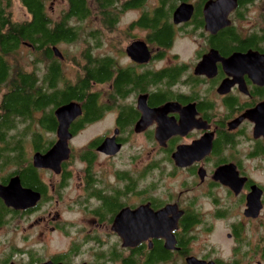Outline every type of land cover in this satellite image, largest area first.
<instances>
[{"label":"flooded vegetation","instance_id":"flooded-vegetation-1","mask_svg":"<svg viewBox=\"0 0 264 264\" xmlns=\"http://www.w3.org/2000/svg\"><path fill=\"white\" fill-rule=\"evenodd\" d=\"M130 1L99 11L95 51L81 52L83 77L94 68L99 81L52 105L50 129L35 113L31 131L53 146L55 111L80 108L59 171L35 167L33 156L46 152L30 143L18 148L24 161L1 157L0 186L17 179L38 200L13 207L0 197V264H264V0H236L217 31L205 28L209 0ZM19 2L22 16L13 18L27 20ZM57 59L58 80H71ZM39 87L54 94L76 86ZM94 127L98 134L76 147ZM108 138L117 155L96 151ZM135 211H161L163 237L136 245L124 237L143 224Z\"/></svg>","mask_w":264,"mask_h":264},{"label":"trees","instance_id":"trees-1","mask_svg":"<svg viewBox=\"0 0 264 264\" xmlns=\"http://www.w3.org/2000/svg\"><path fill=\"white\" fill-rule=\"evenodd\" d=\"M50 1L20 0L19 3L29 18L16 21L13 18L12 0H7L6 3L0 0V87L8 86L7 93L0 103V161L2 157L3 162L24 161L26 155L18 149L21 144L26 146L30 143L41 153L50 149L53 144L51 140L31 131L35 113L42 111L43 116L39 124L42 128L50 129L51 106L57 105L59 101L66 102L81 97L83 86H91L89 82L101 78V74L93 70L94 68L89 69L83 77L81 63L72 60L74 62L71 65L77 68L74 80L65 79L60 82V63L52 49L60 44L75 45L83 41L87 46L83 51L94 50L100 37L99 32L103 28L96 20L99 11L121 0H65L67 8L55 19L48 10ZM145 1L148 0H131L130 4L139 6ZM177 1L160 0V3L174 4ZM237 1L241 6L249 0ZM107 12H110V9ZM108 18L105 20V28L112 30L113 26L108 24ZM89 41L93 43V47L87 44ZM23 48L28 49L26 62L20 57V50ZM34 51L41 52L40 57H36ZM62 55L65 61H68L66 53ZM69 61L71 63V59ZM26 67L32 69L28 71ZM38 85L76 87L48 94L46 91L42 92ZM20 129L21 138H17L16 134L10 135V132ZM157 253L158 256L162 255L160 249Z\"/></svg>","mask_w":264,"mask_h":264},{"label":"water","instance_id":"water-1","mask_svg":"<svg viewBox=\"0 0 264 264\" xmlns=\"http://www.w3.org/2000/svg\"><path fill=\"white\" fill-rule=\"evenodd\" d=\"M236 5V0H209L206 2L203 14L206 21L205 28H213L217 31L223 26L225 27L226 24L224 25V20L226 21L227 13L233 10ZM184 10L185 7L180 6L175 11L173 16L175 23L182 20V13ZM213 12H215V16L211 15ZM226 23H228V21H226ZM137 44L141 43L131 45L127 48V52L130 54ZM52 50L55 57L62 58V54L56 47ZM80 113V108L74 103L60 107L55 111V115L58 120L57 141L46 153H36L33 156L32 161L35 167L52 169L54 172L59 171L60 163L66 161L70 153L69 147H67L68 141L71 138L68 134V127L70 123L80 115ZM156 137L157 139H160L159 133H157ZM119 150L120 145H116L113 138L105 139L104 142L96 148L97 152L104 153L106 155H117ZM31 194H33L32 197H30ZM0 197L5 200L6 205L13 207L24 205L28 201H31V204L29 203L27 205H33L38 200V195L32 193L31 191L23 190L17 179L12 180L5 188L0 186ZM133 214L141 217L143 221V224L136 225L137 227L134 230H132V228L130 229V232L124 234V237L131 239L134 245L140 243L141 241H145L148 238L163 237V217L161 211L147 215H143L142 213L140 214L139 211H135L132 215Z\"/></svg>","mask_w":264,"mask_h":264},{"label":"rangeland","instance_id":"rangeland-1","mask_svg":"<svg viewBox=\"0 0 264 264\" xmlns=\"http://www.w3.org/2000/svg\"><path fill=\"white\" fill-rule=\"evenodd\" d=\"M13 2H14V7L16 9L15 10V13H14V17L17 18V17L22 16V12L17 7V0H13ZM51 2H52V4H50V3L49 4L52 6V9H54V13H52L53 14L52 17L55 19L57 17L58 11L60 9L66 7V3L64 1L62 3H60L61 2L60 0H52ZM150 2L154 3L155 0H150ZM60 5H62L63 7L60 8ZM123 24L124 23H122L120 25V28H122L124 26ZM105 34L107 36H112L113 35L112 32L110 33L108 31ZM82 42H78L75 45H65V44H62L61 45L60 44L57 47L61 53H66V55H67L66 56V59L68 61L65 62V67L69 70L71 81L74 80V75L76 74V70H77L76 67H74L73 65H71L74 62V61L72 62V60H76L75 62H78V64L81 63L80 62L81 61V58H80L81 57V52H82V50L85 47H87L86 44L85 43L83 44ZM87 44L88 45L90 44L89 46H92V47L94 46L93 43H91L90 41L87 42ZM27 52H28V49H26V48H23V49L20 50V57H23V61H25V62L28 61V60H26V56H27L26 54H27ZM70 59H71V63L69 61ZM26 69L28 71H30L32 68L31 67H26ZM97 132H99V127H94L93 129H91V131L89 130L88 132L84 133L82 136H80L77 139H75L73 141L74 145L76 147L77 146H80V145H82L84 147V145H86L87 143H89L98 134ZM45 139L51 140V137L50 136H45ZM73 157L76 158V159L78 158L77 152L73 154ZM99 162H100V160H99Z\"/></svg>","mask_w":264,"mask_h":264}]
</instances>
